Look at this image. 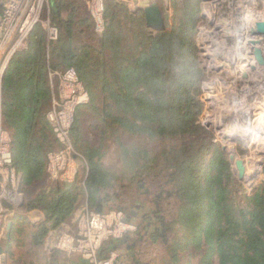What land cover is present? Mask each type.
Here are the masks:
<instances>
[{"label": "rangeland", "instance_id": "1", "mask_svg": "<svg viewBox=\"0 0 264 264\" xmlns=\"http://www.w3.org/2000/svg\"><path fill=\"white\" fill-rule=\"evenodd\" d=\"M143 1L161 8L162 30L145 26L143 13L134 9ZM47 24L58 32L49 42ZM17 38L7 27L0 29V69L6 72L15 66L16 87L23 78L30 83L26 153L32 168L40 171L30 185L16 171L26 209L43 194L52 199L67 190L76 200L57 228L72 229L74 216L81 211L110 217L108 227L115 235L106 241L104 251L107 256L112 252L117 264H217L203 259L205 243L199 247L188 243L192 234L180 220L186 199L180 192L177 164L184 159H179L181 151L192 155L203 141L208 142L206 151L198 153L202 174L213 153L220 151L227 163L228 203L235 211L252 208L250 197L264 182V64L255 56L259 49L264 61V0H136L135 4L48 0L31 32L19 43ZM167 38L171 44L165 49ZM181 40L185 50L179 47ZM154 42L161 47L152 70L143 65L140 77L130 73L123 83L121 71L137 69L139 58L151 55ZM29 50L35 57L27 60L24 55ZM188 64L189 76L181 86L189 82V93L178 100L175 91ZM5 72L0 115L12 149V131L4 123L3 112L11 102L12 110L21 114V102L14 99V91L2 90ZM151 72L162 82L163 95L150 92ZM143 92L146 97L138 95ZM125 93L132 108L120 124L111 117H124L120 109L115 110L113 97ZM189 94L193 112L198 107L194 114L198 132L182 133L171 123L159 133L160 119L173 118L170 113L176 101L183 107ZM146 102L152 103L151 115L141 108ZM11 155L15 167L17 159L14 162ZM89 159L99 169L95 181ZM236 161L242 166V179ZM25 211H18L19 220L3 244L8 259L3 264L82 261L58 251L47 254L44 245L49 233L35 245L33 236L43 213L38 208L28 210L37 217L34 221V214ZM51 227L46 228L56 229Z\"/></svg>", "mask_w": 264, "mask_h": 264}, {"label": "trees", "instance_id": "2", "mask_svg": "<svg viewBox=\"0 0 264 264\" xmlns=\"http://www.w3.org/2000/svg\"><path fill=\"white\" fill-rule=\"evenodd\" d=\"M172 35V32L169 33ZM169 35V36H170ZM165 42V49L171 44L170 38H167ZM186 45V44H185ZM183 40L180 41L181 48L185 46ZM161 45L154 42L151 46V55L143 54L139 59L138 68L132 70L130 67H125L121 71L122 82L124 83L127 78H129L130 73H133L140 77L139 69L145 65L153 68L152 61L154 56L158 55ZM189 53V50L186 49ZM25 58L27 60L33 59L35 53L33 50H29ZM13 65V64H12ZM189 65L184 68L187 72H182L180 79V84L178 89L175 91V97L180 100L185 93H189V82L185 86H181L185 82L184 78L189 76ZM14 67L6 69L2 90L4 93H10L14 91V99L21 102L19 107H21V114L15 113L12 110L11 102L5 104L6 112L4 109V123L6 127H10L12 131V154L14 156L15 167L18 172L21 173L23 183L30 185L32 179L40 171L39 167L32 168L31 157L27 156L26 144H27V121L29 120L30 110L26 108V100L30 95L27 91L30 86L29 81L26 82V78H23L18 87L14 84L13 79L17 77V69ZM183 69V70H184ZM191 69V65H190ZM182 70V71H183ZM150 85V92L155 95L162 91V82L154 76L153 72L147 78ZM156 80V81H155ZM155 81V82H154ZM15 86V87H14ZM14 87V88H13ZM185 89L187 91H185ZM129 93H125V96H114L113 98L117 101V109L122 112L121 116L111 115L114 118V122H119L124 124L126 121V115L128 114V108H132L128 105L126 101ZM140 97H144V92L138 94ZM189 94L186 97L183 107L179 105L176 101L173 106L172 115L173 118H161L158 123V132L164 133L163 129L166 125L175 123L177 129L180 132H188V134H195L198 132L197 125L195 122V111L198 109L196 106L195 111L193 109L195 105L190 103ZM146 97V96H145ZM121 100V101H120ZM149 100L146 99V101ZM26 102V103H25ZM126 102V103H125ZM152 103L146 102L144 107H141L145 114L151 115L150 108ZM163 106L165 102H162ZM151 106V107H150ZM162 106V107H163ZM166 111L163 110L161 116H165ZM12 117V118H11ZM9 118H11L10 123H8ZM6 120V121H5ZM8 125H7V123ZM124 122V123H123ZM147 131L150 132L149 129ZM209 143L203 141L202 147L195 151L194 154L186 155L180 153L179 159L184 157V159L177 164L180 168L181 176V190L183 197L186 199L184 205L180 208V220L191 232L192 237L189 239L188 243H193L197 247L205 243L206 250L203 255V259L207 260L206 263L217 264H264V182L260 188L250 197L252 201V208L248 211L240 210L235 211L232 209L231 205L228 203L227 197V186L225 180L227 179V163L222 153L216 150L202 174L203 166L200 162V155L203 150L209 147ZM192 146V145H190ZM189 146V147H190ZM183 149V148H181ZM191 155V156H190ZM189 156V157H188ZM188 157V158H187ZM187 158V159H186ZM194 158V159H193ZM199 159V160H198ZM89 164L93 167V180L96 179V175L99 174V169L94 166L89 159ZM201 167V169H200ZM90 193L94 195L96 190L93 184L90 185ZM75 197L71 196L69 191H58L57 196L52 198L47 194H43L36 198L35 200L28 203V209L38 208L42 210L43 221L39 225V230L34 234L33 241L35 245L40 243V240L47 233L46 223L52 222V227L63 223L73 208V202Z\"/></svg>", "mask_w": 264, "mask_h": 264}, {"label": "built area", "instance_id": "3", "mask_svg": "<svg viewBox=\"0 0 264 264\" xmlns=\"http://www.w3.org/2000/svg\"><path fill=\"white\" fill-rule=\"evenodd\" d=\"M47 4L48 0H0V29L3 26L7 27L13 34L18 35L17 43L23 41L33 26L37 24ZM20 24H23L22 27ZM26 26L29 27V30L22 34ZM46 28H48L46 30L47 41L56 39L57 30L49 27L48 24ZM13 53L14 51H11L9 55L11 56ZM2 69L3 67L0 69V87ZM2 124L0 115V264L8 262L7 252L3 244L9 240L13 228L19 220L20 213L18 211L26 210L29 213L25 212L31 216L34 214L28 211L33 209H26L25 199L21 194L22 176L20 178L21 174H17L12 163L10 136ZM74 217L75 226L72 229L51 227L46 223V227L56 228L55 230L48 229L46 233V235L49 233L47 244L44 245L46 253L51 254L52 251H58L68 255H76L85 264H117L113 253L111 252L107 256L108 253L104 251L107 250L106 241L115 235L114 230L108 227L110 217H101L100 214L90 211L77 212ZM33 218L34 221H37L35 214ZM40 221H43V215ZM40 221L39 223H41ZM10 226L9 233L8 228ZM54 260H48L44 264H54Z\"/></svg>", "mask_w": 264, "mask_h": 264}, {"label": "water", "instance_id": "4", "mask_svg": "<svg viewBox=\"0 0 264 264\" xmlns=\"http://www.w3.org/2000/svg\"><path fill=\"white\" fill-rule=\"evenodd\" d=\"M124 1H128L131 4L136 3V0H124ZM134 9L136 11H141L143 13L145 26L147 28L152 29V30H156V31H160L164 28L163 12H162L161 8L155 2L151 3L149 1H143L139 6H134ZM255 56H256L258 62L261 65H263L264 61H263V58L261 56L259 49H255ZM4 72H5V68L2 71L1 82H2ZM235 166L238 169V177L240 179H242V172H241L242 166L240 164V161H236ZM253 176H255V175H253ZM10 230H11V226L8 228L9 233H10ZM123 242H124V240L121 241V243H123Z\"/></svg>", "mask_w": 264, "mask_h": 264}, {"label": "crops", "instance_id": "5", "mask_svg": "<svg viewBox=\"0 0 264 264\" xmlns=\"http://www.w3.org/2000/svg\"><path fill=\"white\" fill-rule=\"evenodd\" d=\"M81 261V260H80ZM79 261V262H80ZM54 264H61V262H57V261H54ZM72 264H85L83 261H81L80 263H72Z\"/></svg>", "mask_w": 264, "mask_h": 264}, {"label": "bare ground", "instance_id": "6", "mask_svg": "<svg viewBox=\"0 0 264 264\" xmlns=\"http://www.w3.org/2000/svg\"><path fill=\"white\" fill-rule=\"evenodd\" d=\"M150 2V1H149ZM141 4V3H140ZM140 4H138L137 6H139ZM27 28H29L28 26H26ZM255 168V163H254V165L252 166V169H254Z\"/></svg>", "mask_w": 264, "mask_h": 264}]
</instances>
